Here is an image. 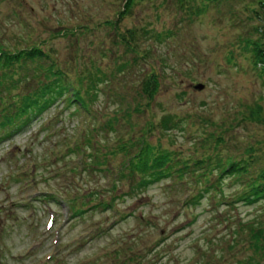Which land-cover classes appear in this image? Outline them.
Here are the masks:
<instances>
[{
	"label": "rangeland",
	"instance_id": "1",
	"mask_svg": "<svg viewBox=\"0 0 264 264\" xmlns=\"http://www.w3.org/2000/svg\"><path fill=\"white\" fill-rule=\"evenodd\" d=\"M126 1L0 0V47L43 54L0 71L9 103L49 63L73 88L93 84L87 113L52 106L0 141V264H264V200L221 204L236 185L217 191L211 172L218 157L264 168V0ZM142 141L187 165L183 184L139 186L124 162Z\"/></svg>",
	"mask_w": 264,
	"mask_h": 264
},
{
	"label": "trees",
	"instance_id": "2",
	"mask_svg": "<svg viewBox=\"0 0 264 264\" xmlns=\"http://www.w3.org/2000/svg\"><path fill=\"white\" fill-rule=\"evenodd\" d=\"M130 3L131 0L126 1L124 5L125 11ZM128 36L132 38L133 33L129 32ZM121 40H125L124 36L121 37ZM42 55V52L37 47H30L28 49H20L16 51H9L0 47V71L2 76H5L6 69L11 68L10 65L12 63L18 65L20 64V61H33L35 58H39V56ZM257 57L260 62L258 63L264 64V52L262 49H257ZM42 75L49 78L47 79L48 81L46 82L45 80L44 84L37 86V88L30 93L27 92L22 94L18 100V104L13 105V103H9L5 95V89L0 88V141L21 132L32 122V120L35 121L39 119L40 115L49 107L59 106L65 109L72 108L71 111L75 113H77L78 110L85 113L89 111V104L83 97L84 94L82 93L89 92L90 89L88 87L93 86L91 80L88 81L90 86L86 85L88 87H84V90H82V86L80 85L79 87L73 88L72 85L66 81L64 74L58 68L54 67L52 63L46 64L42 68ZM155 80L156 73H151L141 82V91L148 100H151L155 88ZM89 100L90 98H88V101ZM9 110L12 112L9 113ZM161 125L168 129L173 128L176 125V122H174L171 116L164 115L161 120ZM130 157L125 160L124 168H131L133 173L139 175V186L141 188L146 189L153 183L166 180L172 176L176 178V175L180 179L179 183H184L182 178L187 172V165H179V161L173 158L167 151L154 154V151L142 141L138 153L134 155L135 159H131ZM199 162H204V160ZM204 170L205 171L202 172V174L198 175L199 178L192 180L196 188H199L200 186V188H202L208 181L210 170ZM211 172L216 174V179L220 183L219 187H217L218 184L216 183L212 186L217 191L222 190L221 185L224 186V184H230V182L224 183L223 181H225V179H232L233 184L236 185L232 197H227L224 193L222 194V196L225 195L226 198L221 199V204L229 205L233 203V201H239L246 205H250L256 201L264 200V168L261 169L255 177H250L248 175L245 160H222V158L218 157L216 159L215 168L212 169ZM173 173L174 175H172ZM201 179H205V181L201 182ZM116 185L117 184L114 182L111 184L114 191L117 190ZM208 187H210V185ZM209 189H204L199 192V189L196 190V194L190 196V198L192 197L191 202H193L194 199L196 200V197L198 196L197 203H199L208 194ZM94 196L101 197V195L96 194ZM190 198L189 196H186L185 202H189ZM232 198L234 199L232 200ZM74 199L75 198L73 197L70 200L63 198V201L67 205V210L71 211V217L77 216V212H75V209H73L72 206ZM45 201L56 204L55 196H48V198H43L39 202L46 203ZM99 203L102 204L100 200ZM106 208L120 214L112 204L107 205Z\"/></svg>",
	"mask_w": 264,
	"mask_h": 264
},
{
	"label": "water",
	"instance_id": "3",
	"mask_svg": "<svg viewBox=\"0 0 264 264\" xmlns=\"http://www.w3.org/2000/svg\"><path fill=\"white\" fill-rule=\"evenodd\" d=\"M203 88V85H201V84H197V85H195L194 86V89H202Z\"/></svg>",
	"mask_w": 264,
	"mask_h": 264
}]
</instances>
